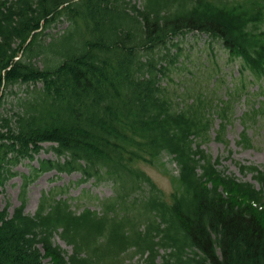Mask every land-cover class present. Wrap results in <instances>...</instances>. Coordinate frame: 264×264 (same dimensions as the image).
<instances>
[{
	"label": "trees",
	"instance_id": "obj_1",
	"mask_svg": "<svg viewBox=\"0 0 264 264\" xmlns=\"http://www.w3.org/2000/svg\"><path fill=\"white\" fill-rule=\"evenodd\" d=\"M189 34L210 46L197 75L181 47ZM214 43L241 67L219 93ZM248 76L264 81V0H0V189L20 160L55 154L0 211V264H264V167L240 165L257 186L203 148L217 117L225 140ZM14 86L24 95L5 106ZM256 98L244 112L255 122ZM164 153L178 169L169 198L144 168ZM52 169L113 195L79 210L53 188L27 212L25 186Z\"/></svg>",
	"mask_w": 264,
	"mask_h": 264
},
{
	"label": "rangeland",
	"instance_id": "obj_2",
	"mask_svg": "<svg viewBox=\"0 0 264 264\" xmlns=\"http://www.w3.org/2000/svg\"><path fill=\"white\" fill-rule=\"evenodd\" d=\"M201 35V36H200ZM194 37L193 34H189L188 40L182 44L184 55H189L188 66L195 72V75L202 70H205V65H208L207 58L209 52L206 47L210 46L206 42L207 35L200 34ZM212 59L215 62H219L221 70L219 74L223 79V82L218 80V93L227 90V87H232L241 75L240 60L234 61L230 59L223 47L217 43H214V52H211ZM184 59L180 57L181 62ZM186 70V69H184ZM188 76L190 73L186 70ZM181 73L180 77L182 78ZM249 75V73H247ZM185 78V77H184ZM186 79V78H185ZM213 80H215L213 78ZM186 81V80H185ZM247 91L250 90L245 96H242L234 108L233 119L229 122L225 140L217 138V128L220 124V117H217L214 128L211 130V138L203 143V148L213 156V158H220L219 167L224 169L226 173L232 174L241 180H247L254 182L257 186H260L253 178L251 172H243L240 169L241 164H257L264 167V115L258 117L255 121L249 120L244 112L249 109L251 99H257L258 107L260 104L264 105V81L257 80L253 76L246 77ZM214 84H212L213 86ZM13 93H9L5 106H10L12 103H16L18 92L19 96L24 95L23 91H20L18 86L13 87ZM254 94L253 97L251 95ZM5 112V110H2ZM242 133L247 135L252 140V145L245 147L240 143ZM45 146L49 143H45ZM43 158H55V154L52 151L42 150L35 158H24L18 163L14 164L12 170L15 172L13 176L7 181L4 188L0 190V211L3 210L6 205L8 210L12 213L16 206H19L22 202V191L24 184V175H30L33 167L40 165V159ZM160 160V161H159ZM152 165H145L144 168L157 185L163 190L166 197L169 198L170 194L176 190L175 178L178 174L177 164L172 159V156L164 153L162 158ZM81 180V181H80ZM26 211L29 213H35L39 204V201L44 192L50 191L53 188L60 189L59 187L66 188L65 195H68L74 199L75 203L80 204V209L84 207H90L91 209L99 208L98 197H108L113 195V187L106 181L97 182L95 179L84 180L82 174L78 171L73 172H59L56 169L47 170L40 173L34 180H32L26 186ZM55 241L60 243L63 248L72 251V247L68 245L59 235L55 237ZM138 257L132 260V263L137 261ZM129 263V261H127Z\"/></svg>",
	"mask_w": 264,
	"mask_h": 264
}]
</instances>
